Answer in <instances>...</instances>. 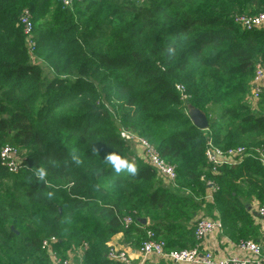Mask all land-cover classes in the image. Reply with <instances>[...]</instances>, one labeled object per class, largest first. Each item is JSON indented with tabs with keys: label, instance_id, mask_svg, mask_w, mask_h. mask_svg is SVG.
Instances as JSON below:
<instances>
[{
	"label": "trees",
	"instance_id": "16d2710c",
	"mask_svg": "<svg viewBox=\"0 0 264 264\" xmlns=\"http://www.w3.org/2000/svg\"><path fill=\"white\" fill-rule=\"evenodd\" d=\"M141 1L147 6L0 0V150L15 147L25 166L12 174L0 165V181L18 175L30 204L22 215L20 205L6 209L0 196L1 247L12 251L0 264H50L41 249L49 236L57 237L60 254L86 242L82 264H115L106 257L107 243L118 233L134 248L146 230L167 250L192 247L196 214L202 206L212 214L221 193L245 211L250 193L234 195L230 182L245 183L263 204L264 167L251 157L220 168L213 204L201 198L202 177H210L208 139L220 148L264 150V91L259 110L246 100L254 65L264 62V29L243 30L233 19L264 11V0ZM24 9L32 17L33 55L19 23ZM96 20L103 22L94 28ZM189 106L206 114L207 130L192 124ZM122 130L146 139L175 165V185L135 156ZM74 150L79 166L70 160ZM110 152L135 162L138 175L116 178L104 160ZM40 166L48 170L47 183L34 175ZM133 211L135 223L125 230L121 218ZM11 215L19 233L8 226ZM17 241L31 251L20 261L19 248L11 247Z\"/></svg>",
	"mask_w": 264,
	"mask_h": 264
},
{
	"label": "built area",
	"instance_id": "2783aa9c",
	"mask_svg": "<svg viewBox=\"0 0 264 264\" xmlns=\"http://www.w3.org/2000/svg\"><path fill=\"white\" fill-rule=\"evenodd\" d=\"M65 7H71L74 0H61ZM234 22L243 30L264 29V11L254 15L236 14ZM19 23L23 29L27 49L30 55L35 52L36 43L32 36V17L27 9H24L19 18ZM176 90L180 92L182 99L186 98L183 85H176ZM264 91V62H257L254 65L253 76L249 82V93L246 100L248 103L258 101ZM120 136L127 142H132L139 146L143 155L155 172L167 183L175 185L177 179L176 167L162 158L156 148L146 139L122 130ZM204 156L208 166L210 177L202 179L206 182V197L213 199L214 194L219 190L215 177L219 174L220 168H233L247 158L258 160L264 167V150L261 147L246 148L243 146L233 148H220L208 139L205 144ZM0 165L12 174L18 173L25 166L19 151L11 146L4 145L0 150ZM256 215L264 222V204L258 203ZM136 211L121 218L123 229L128 230L134 223ZM223 231V223L220 218L201 216L193 224V233L196 244L193 247L182 249H166L164 240L158 238L156 234L147 230L145 238L133 251L109 246L107 259L115 264H145L151 259H162L174 264H264V254L262 247L248 239L239 240L232 244L235 252L228 256H220L217 253V244L208 247L205 242L214 240L216 234ZM57 237L49 236L41 242V249L47 254L50 264H82L83 252L87 250L88 244L82 242L78 247L67 250L65 254H60L56 248ZM78 258L76 262L75 259Z\"/></svg>",
	"mask_w": 264,
	"mask_h": 264
},
{
	"label": "crops",
	"instance_id": "0c3cea01",
	"mask_svg": "<svg viewBox=\"0 0 264 264\" xmlns=\"http://www.w3.org/2000/svg\"><path fill=\"white\" fill-rule=\"evenodd\" d=\"M249 104L252 106L254 110H259L258 101H255V102L253 101L252 103H249ZM218 110H220V107L216 109V111ZM131 147H132L133 152L135 153V156L143 160L148 165L141 148L137 146L136 144H133ZM163 182L165 184H168L165 180H163ZM206 191L204 193V196L201 199L208 206L210 204H213L214 198L213 199L207 198ZM248 192L250 193V197H248V199H245L243 202L244 205H246V208H245V213H244V216L242 217V220L238 221V223L233 224L232 228H229L227 230L223 229L222 233L215 235L214 240H207L205 242V244L208 247H213L214 243L216 242L217 253L220 256H228L231 253H237L235 252V248L232 244L237 243L239 240H243V239L252 240L258 243L262 247L263 254H264V222L260 218L257 217L256 211H255L257 204L260 202L258 201L256 196L251 191H248ZM202 209L203 211L208 210L207 207H203V206H202ZM199 213L195 216L193 220V224L196 221V219L201 216H208V217L217 216L218 217V213L216 212V210H214L212 214L202 213L201 215H199ZM145 225L149 226L150 223L146 221ZM193 242H194L193 243V246H194L196 242L195 240ZM107 244L109 246L113 245V247L115 248L128 249L131 251L135 249L132 245L125 243L124 236L122 233H118L114 235ZM237 254H239V252ZM159 261H162L165 264H174V263L162 260V259L150 260V262L152 263H157Z\"/></svg>",
	"mask_w": 264,
	"mask_h": 264
},
{
	"label": "rangeland",
	"instance_id": "374dc122",
	"mask_svg": "<svg viewBox=\"0 0 264 264\" xmlns=\"http://www.w3.org/2000/svg\"><path fill=\"white\" fill-rule=\"evenodd\" d=\"M133 2L134 6H147L144 5L143 1L141 0H130ZM103 22V20H96L95 26L99 23ZM216 111V109H215ZM186 114L188 115V110L186 111ZM189 116V115H188ZM131 133V132H130ZM135 134V133H132ZM130 145H133V143L130 141ZM18 175H12V178L8 181L5 180L4 182L0 181V196L2 200L4 201V207L7 209L8 205H15L18 206L20 205L22 207V215H26L28 213L29 209V202L25 198L23 190L20 188V184L15 180ZM235 192L233 193L236 194H247L250 189L247 187L245 183H238V182H230L229 185ZM248 188V189H247ZM248 190V191H247ZM220 200L218 201V204L216 205V212L219 213V215L222 218L223 222V229H229L232 228L233 224L238 223V221L241 220V216L244 215L245 211L242 210L241 206L239 204H234L233 200H230L228 196L226 195L225 192L221 193L220 195ZM264 204V202H263ZM201 209V208H200ZM200 211V213H199ZM198 213L201 215L202 213L209 214L208 210L203 211V209L199 210ZM21 212V209H20ZM9 213V212H8ZM31 213V212H30ZM20 214V213H19ZM197 215V214H196ZM35 217V216H34ZM208 217V216H204ZM18 218V217H17ZM39 217H35V220H38ZM9 227L14 230L15 233H19V229L13 226L15 223V217L13 215L10 216L9 219ZM20 237H26L25 234V229H24V234H23V229L21 230ZM3 238V235L0 234V259L6 261L7 259H10L12 257V251L7 249V247L2 246L1 247V240ZM16 246L19 248L18 253L15 255L16 261H20L21 259L27 257V254H29L30 248L27 246H23L22 242H15L14 244L11 245V247ZM109 247V245L107 244ZM111 246V245H110ZM113 247V245H112ZM152 260V259H151ZM75 261H78V258L75 259Z\"/></svg>",
	"mask_w": 264,
	"mask_h": 264
},
{
	"label": "clouds",
	"instance_id": "9594fccd",
	"mask_svg": "<svg viewBox=\"0 0 264 264\" xmlns=\"http://www.w3.org/2000/svg\"><path fill=\"white\" fill-rule=\"evenodd\" d=\"M69 155L71 162H73L76 166H79L83 163L81 157L77 154L75 150ZM104 160L105 163L112 168V171L116 178H119L122 174L135 177L139 173L138 166L135 162L129 160L127 157L121 156L117 152L108 153L105 156ZM34 175L37 177L38 180L43 181L45 183L48 182V170L44 166L36 168ZM53 195L54 193L51 191L47 193L48 198H52Z\"/></svg>",
	"mask_w": 264,
	"mask_h": 264
},
{
	"label": "water",
	"instance_id": "95a60500",
	"mask_svg": "<svg viewBox=\"0 0 264 264\" xmlns=\"http://www.w3.org/2000/svg\"><path fill=\"white\" fill-rule=\"evenodd\" d=\"M188 115H189L190 121L195 127H197L200 130L208 129V119H207L206 114L203 111L189 106ZM138 222L141 223L142 225L146 224V220L143 218L138 219Z\"/></svg>",
	"mask_w": 264,
	"mask_h": 264
}]
</instances>
